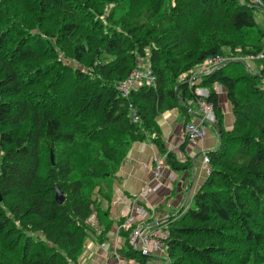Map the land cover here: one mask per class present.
<instances>
[{
	"label": "trees",
	"instance_id": "obj_1",
	"mask_svg": "<svg viewBox=\"0 0 264 264\" xmlns=\"http://www.w3.org/2000/svg\"><path fill=\"white\" fill-rule=\"evenodd\" d=\"M1 1L0 264H78L89 238L104 243L133 144L150 140L172 169H191L167 151L158 118L178 110L185 127L189 103L201 99L213 106L220 147L207 154L210 172L193 203L167 221L164 262L264 264V74L235 72L232 60L264 50L260 8L243 0H31L27 20L18 17L26 0L8 11ZM99 3L111 6L114 28L98 18ZM145 65L156 85L123 97L118 84ZM216 87L232 105L231 130ZM130 231H122V255L147 264L152 256L130 244Z\"/></svg>",
	"mask_w": 264,
	"mask_h": 264
},
{
	"label": "crops",
	"instance_id": "obj_2",
	"mask_svg": "<svg viewBox=\"0 0 264 264\" xmlns=\"http://www.w3.org/2000/svg\"><path fill=\"white\" fill-rule=\"evenodd\" d=\"M217 90L224 114V125L227 130H231L235 122L232 105L227 100L225 89L218 87ZM189 105L191 107L189 120L199 122L202 116L199 104L190 102ZM185 118L186 116H183L178 110H172L162 114L158 118V124L162 130V140L167 151L175 153L177 159L182 163L190 162L192 168L189 170L172 169L166 163L164 155L157 145L150 140L134 143L121 166L120 178L114 184V196L109 216L116 222L104 243L99 245L94 238H89L86 241L78 264H120L115 257V248L114 251L109 252L103 246L106 242L107 245H114L117 221L124 218L136 202L147 209L155 208L154 216L148 222L152 225H155L157 221H168L177 211L193 203L194 195L207 177L202 158L208 152L215 151L220 147V138L215 122H208L205 124L206 136L203 139L188 141L184 131L183 121ZM158 163L163 165L160 179L155 178ZM145 188L152 190L142 199L139 195ZM102 208L106 209V205H103ZM123 247L124 239H121L115 252L119 250L122 255ZM120 260L123 261L122 258Z\"/></svg>",
	"mask_w": 264,
	"mask_h": 264
},
{
	"label": "built area",
	"instance_id": "obj_3",
	"mask_svg": "<svg viewBox=\"0 0 264 264\" xmlns=\"http://www.w3.org/2000/svg\"><path fill=\"white\" fill-rule=\"evenodd\" d=\"M244 2L264 9V3L262 0H243ZM250 60H257L262 63L261 70L264 69V50L260 53L252 56H248ZM222 61L220 56L210 59L211 65L216 66ZM205 69V68H204ZM261 72V71H260ZM141 85L152 86L156 85V77L150 68L144 70H135L130 76L118 84V91L123 97H128L133 89L138 88ZM200 94L207 95V92L200 90ZM199 106L201 108V119L199 122H189L185 127V136L188 141L201 140L206 136V123L216 122V116L213 111V106L208 104L204 99L199 101ZM132 117L135 122H138V117L136 116V110L132 108ZM202 163L204 169L207 173L210 172V159L207 155L202 158ZM163 165L157 164L156 166V179L162 177L160 171ZM152 189L145 188L139 195L140 198L144 199ZM136 202V201H135ZM155 208L149 207L148 209L142 204L136 202L134 207H131V211L125 216V221L117 225L116 236L114 240V245H118L122 239V231L131 230L128 236L130 244L139 252L144 255L151 256V253H157L160 256L166 258V244L165 240L169 237V231L166 228L167 221H157L155 225H152L150 220L154 216ZM112 246V244H110ZM113 245V248H114ZM104 248L108 247L106 244ZM117 249H115L116 251ZM117 259L120 264H126L125 261H121L120 258L124 257L120 254L119 250L115 252ZM125 258V257H124ZM134 261V260H131ZM135 262V261H134Z\"/></svg>",
	"mask_w": 264,
	"mask_h": 264
},
{
	"label": "rangeland",
	"instance_id": "obj_4",
	"mask_svg": "<svg viewBox=\"0 0 264 264\" xmlns=\"http://www.w3.org/2000/svg\"><path fill=\"white\" fill-rule=\"evenodd\" d=\"M12 1H14V0H3V1H1L2 4H4L2 8H4L6 11H8V5L9 4L13 5V3H11ZM24 1H21V2H24ZM21 2H17V3H21ZM98 6H99V9L102 10L101 14H103L102 16L98 14V18L104 23L105 29L106 30H110V28H114L115 25H113L112 22H110V21H108L106 19L107 16H111L112 17V15H111V6H109V5L100 6V3L98 4ZM14 7H15V5L12 7V9H11L12 11L9 12V13H13L14 12ZM18 12L20 13V15L18 16L20 19L22 18V19L29 20L28 18H30L32 16V14L35 13L34 3L31 0H26L25 8L22 9V10H19ZM254 15H255V18H256L259 26L264 30V9H259V10L256 9L254 11ZM56 17H58V14H56ZM59 19L61 20V16L59 17ZM80 20H81V23H85L86 22V18H84V17H81ZM46 28L47 27L44 26L43 30H45ZM117 28L120 29V27H118V26H117ZM82 36L87 37L88 33L83 32ZM232 60H234L235 62L243 64V65L242 64H238V63L235 64L234 67H233L235 72H236V70L239 72V70H241V69L243 70L244 68H246L249 72H251L253 74H258V75L259 74L262 75V73L264 74V72H263L264 69L261 70V67H262L263 64L258 62L257 60L248 59V56H246V55H241V54L240 55H236V56L232 57ZM63 62L66 63V64L74 65V66L76 65L75 61H73L72 59L66 58V57L63 58ZM144 63L147 64V59L146 60H141L140 59L139 65L144 64ZM145 67H146L145 69L149 68L146 65H145ZM203 70L204 69H198L196 71V73L201 75V74H203ZM198 107H199V105H198ZM91 222H93V224L96 223L94 218L91 219ZM100 244L101 243H99V245ZM106 244H107V242H106ZM114 248L118 249V245H114ZM114 248H113V245L111 247V245L109 244L108 247H107V250H109V252L110 251H114ZM114 253H115V251H114ZM151 256L152 257H149V260H148L147 264H165L163 256H160L159 254L154 253V252L151 253ZM122 260L125 261L126 264H137V261L134 262V261H131V260H129L127 258H124V257H122Z\"/></svg>",
	"mask_w": 264,
	"mask_h": 264
},
{
	"label": "water",
	"instance_id": "obj_5",
	"mask_svg": "<svg viewBox=\"0 0 264 264\" xmlns=\"http://www.w3.org/2000/svg\"><path fill=\"white\" fill-rule=\"evenodd\" d=\"M51 161L54 164V156L53 154H51ZM55 200L59 203V204H63L65 202V196L64 193L58 188L56 195H55ZM2 201V199L0 198V202Z\"/></svg>",
	"mask_w": 264,
	"mask_h": 264
}]
</instances>
